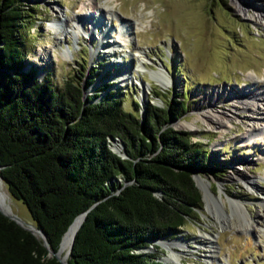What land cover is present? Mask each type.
Segmentation results:
<instances>
[{
  "label": "rangeland",
  "instance_id": "374dc122",
  "mask_svg": "<svg viewBox=\"0 0 264 264\" xmlns=\"http://www.w3.org/2000/svg\"><path fill=\"white\" fill-rule=\"evenodd\" d=\"M22 1L29 10L20 31L24 70L36 69L38 79L45 77L55 89L66 79L79 82L85 95L98 94L92 101L110 93L119 99L124 111L136 113L139 119L141 108L144 116L148 104L161 107L174 96L187 105V112L172 127L187 131L192 141L206 149L207 167L193 175L207 184L209 204L204 197L200 208L177 232L164 236L162 246L152 244L144 253L156 256L161 264H174L172 253L178 264H264V131L248 138L252 141L245 140L249 124L255 121L258 128L264 127L259 126L264 105L252 113L235 111L242 104L226 97L211 106L203 101L209 90L245 89L253 93L264 87V22L251 16L256 15L255 9L264 11V0ZM236 1L247 6L244 14ZM96 16L108 23L109 32L102 44L116 42L92 57L98 38L77 31H91V20ZM78 18L82 23L79 28L75 27ZM120 20L131 26L129 43L118 39ZM53 21L60 22L63 34L49 28ZM60 51H66L65 56ZM139 52L144 53L148 70L164 69L174 83L163 86L149 71L137 72ZM116 58L119 61L113 60ZM127 68L128 81L114 79ZM91 77L93 81L87 86ZM209 107L232 116L224 130L203 120ZM180 122L190 126L179 127ZM112 142L108 145L115 150ZM241 176L248 177L251 184ZM213 197L222 200L216 202ZM231 201L243 205L251 226ZM8 203L21 221L32 223L20 201L8 195ZM175 240L183 246L169 245Z\"/></svg>",
  "mask_w": 264,
  "mask_h": 264
},
{
  "label": "trees",
  "instance_id": "16d2710c",
  "mask_svg": "<svg viewBox=\"0 0 264 264\" xmlns=\"http://www.w3.org/2000/svg\"><path fill=\"white\" fill-rule=\"evenodd\" d=\"M28 11L22 0H0V178L9 197L53 251L87 210L67 264H161L142 248L200 208L192 174L207 167L206 149L172 127L187 112L184 99L148 104L141 121L110 93L92 101L98 94L83 97L71 79L55 89L36 69L24 70ZM108 135L127 158L109 149ZM34 235L0 213V264H61Z\"/></svg>",
  "mask_w": 264,
  "mask_h": 264
},
{
  "label": "bare ground",
  "instance_id": "6f19581e",
  "mask_svg": "<svg viewBox=\"0 0 264 264\" xmlns=\"http://www.w3.org/2000/svg\"><path fill=\"white\" fill-rule=\"evenodd\" d=\"M236 5L238 6V9L241 12H243V14H244V12H246L247 6L245 7L244 4H243L244 6H241L240 1H236ZM97 11L100 13L101 8L97 9ZM255 13H256V15H251V16L255 20L260 19V20H263V22H264V11H262L261 9H255ZM93 18L94 19L91 20V27L93 28V29H91V31H86L85 29H83L82 31H77L78 34L80 33L81 35H84V36L88 35L89 38H94V37L98 38V42H97L96 47L95 48L92 47V51H91L92 57H94L96 55V53L99 51L105 52L106 48H112L114 42H116L115 40H106L107 45L102 44L104 42L105 38L107 37L108 32H109L108 31L109 28H107L108 23H105L107 21H104V19L101 20V16H99V17L96 16ZM59 24H60V22L53 21V22L49 23V28L54 30V32H59V33L63 34V31H62ZM80 24L82 25L81 20L79 18L77 20H75V27L79 28ZM99 27L102 29H100ZM119 27H120V31L118 32V39L123 43H129L130 38H131V34H132L130 24L125 22V21L120 20ZM65 53H66V51H60L61 56H65ZM138 56L141 59L139 61L138 68H135V70L137 72L138 71L139 72L149 71L150 76L156 78L157 82H159L163 86H167L175 80L174 79L172 81V79H170L167 76L166 71L164 69H163V71L160 69L158 71L153 70V69L148 70L147 67L145 66V63L147 61H146V58L144 56V53L139 52ZM113 60L119 61L117 58L113 59ZM127 70H128V68L126 70H124L121 74L114 76V79L117 81H120V82L128 81L129 76L127 75V73H128ZM143 96H144V91H143ZM223 97L228 98V100H234V101L238 102L239 104H242L241 109L235 108V111H240V110L245 109V110H248L249 112L257 113L259 105L260 104L264 105V87L259 89V90H256L253 93L248 92V90H245V89L239 90V91L234 90V89H229L228 92H224V93L220 92V89H215L212 91L209 90L207 93H205V96L203 97V99H204L203 101H204V103H207L208 106H211V104H214L216 102V100L220 101L221 99H223ZM141 100H142V102L144 101L143 98ZM202 118L205 121V123L207 125H209L210 127L224 130L227 127V124L230 123L232 116H230L228 113H217V112L213 111L211 107H209V109L205 112V115L202 116ZM260 119H261V121L259 122L260 123L259 126L260 125L262 126L264 124V115L260 116ZM255 123H258V122L254 121V123L252 122V124H249L248 131H247L248 133L245 135L247 137V138L245 137L246 141H252L248 138H250V137L255 138V136H258V135L260 136L261 133L264 131V129H263L264 127L258 128V126H256ZM186 125L190 126V124L187 122L177 123V126H179V127H184ZM111 145L113 146V148L115 150H118V152L121 151V145L118 141H113ZM240 179H243L245 182L251 184V180L246 176H241ZM196 180H197L199 185L201 184L205 188V190H204V188L200 185L204 190V197L207 201L208 200V191H209V189L208 188L206 189V187H205V186H207V184L202 179L198 181L197 177H196ZM263 197H264V194H263ZM218 200H222V198L220 197V199H217V197H213V201L218 202ZM231 202L238 209V211L240 212V215L243 218H245V223L248 226H251L250 220H248V218L246 216L247 215L246 210L243 207V205L237 201H231ZM207 204H209L208 201H207ZM0 210L6 214L12 213L11 208H10L9 203H8V194H7V191L5 190V188L3 186L1 179H0ZM79 221H80V218L77 217L73 221V223L71 224V226L69 227L67 232L64 234L63 239H62L60 246H59V254L60 255L64 254V252L68 249L70 240H71L72 235H73V232L76 229ZM31 226H33V225L31 224ZM31 226H30V228L33 230V233L37 237H40V232L38 230H36V227H31ZM169 245L183 246V244L180 243L178 240L170 241ZM171 256L173 257L174 264H178V258L173 253L171 254ZM167 259L171 260L169 257Z\"/></svg>",
  "mask_w": 264,
  "mask_h": 264
},
{
  "label": "water",
  "instance_id": "95a60500",
  "mask_svg": "<svg viewBox=\"0 0 264 264\" xmlns=\"http://www.w3.org/2000/svg\"><path fill=\"white\" fill-rule=\"evenodd\" d=\"M129 65H130V64H129ZM85 96H86V95H85V92L83 91V97H85ZM138 104H139V103H138ZM139 105H140V104H139ZM140 120H141V121L143 120V108H141V111H140ZM114 140H115V141H118V142L120 143V145H121V152H118V151H116V150H113V149L110 148L109 145H108L109 149H110L112 152L116 153V154H117L118 156H120L121 158H127V155H126V153H125V151H124V147H123L122 142H121L117 137H111V136H109V135L107 136V141H114ZM196 177H197L196 175H193V174H192V179H193V181H194V184H195V186H196V187L200 190V192H201V200H202V199H204V190H203V188L198 184V182H197V180H196ZM0 179H1V178H0ZM0 213L3 214L4 216H6L7 218H9L10 220L14 221L16 224H18V225H19L20 227H22L23 229L28 230L30 233H32V234L34 235L33 230L30 228V226H31L32 223H24V222L21 221V220H20V219L14 214V213L6 214V213L2 212L1 210H0ZM86 213H87V210H86V211H83V212H81V213H78V214L72 219V221L69 223V225L67 226V228L65 229V231H64L63 234L61 235V238H60V241H59V244H58V247H57L56 251H53L52 249H50V248L47 246V243H46V240H45V234L43 233V231H41L39 228L36 227V230H38V231L40 232V239H41L43 245H44V246L46 247V249H47V254H48L49 256H54L55 258H57V259L61 262V264H67V263H66V258H67V256L69 255V252H70V249H71V246H72V242H73L74 235H75L77 229L79 228L80 224L82 223V221H83V219H84ZM77 217L80 218V221H79V223H78L76 229H75L74 232H73L72 238H71L70 243H69L68 250H67V252H66V254H65L64 256H63V255H60V254H59V246H60V243H61V241H62V239H63V236H64V234L67 232V230L69 229V227L71 226V224L73 223V221H74ZM34 236H35V235H34ZM162 238H163V237L158 238V239L151 240V244H149L148 246L142 248V251L144 252V250H146L147 248H150L152 244H157V245L162 246V244H161L162 241H163Z\"/></svg>",
  "mask_w": 264,
  "mask_h": 264
}]
</instances>
